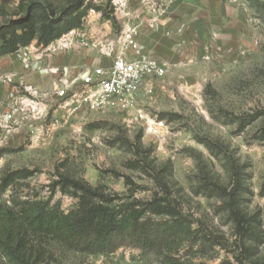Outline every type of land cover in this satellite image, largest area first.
<instances>
[{
    "label": "rangeland",
    "instance_id": "rangeland-1",
    "mask_svg": "<svg viewBox=\"0 0 264 264\" xmlns=\"http://www.w3.org/2000/svg\"><path fill=\"white\" fill-rule=\"evenodd\" d=\"M74 1L0 0V27L41 7L34 39L0 57V206L42 201L68 212L78 182L122 202L165 199L190 233L169 253L123 246L86 254L43 239L29 249L32 259L40 252L39 264H264V0L84 1L73 30L94 37L89 25H97L108 40L123 24L137 25L131 8L148 7L150 24L137 36L166 67L150 99L85 115L60 109L45 76L24 83L17 58L23 48L30 63L65 55L70 48L45 50L70 31L48 46L41 35ZM3 59L20 69L6 73ZM6 109L15 111L11 122L2 119ZM0 264L12 263L0 256Z\"/></svg>",
    "mask_w": 264,
    "mask_h": 264
},
{
    "label": "trees",
    "instance_id": "trees-1",
    "mask_svg": "<svg viewBox=\"0 0 264 264\" xmlns=\"http://www.w3.org/2000/svg\"><path fill=\"white\" fill-rule=\"evenodd\" d=\"M84 1L75 0L59 18H49L41 35L44 46L81 27L88 8ZM40 10L32 6L24 19L0 27V57L13 53L18 43L28 44L34 39L33 17ZM72 186L77 202L68 212L42 201L27 202L17 209L0 206V256L12 264H39L40 252L32 259L29 249L43 239L86 254L112 253L123 246L169 253L190 233V223L165 199L122 202L118 196L105 195L78 182Z\"/></svg>",
    "mask_w": 264,
    "mask_h": 264
},
{
    "label": "built area",
    "instance_id": "built-area-1",
    "mask_svg": "<svg viewBox=\"0 0 264 264\" xmlns=\"http://www.w3.org/2000/svg\"><path fill=\"white\" fill-rule=\"evenodd\" d=\"M122 8H125L123 1L119 2V9ZM132 13L135 14L134 11ZM137 28L138 25L123 24L120 33L106 42H99L93 36L86 37L84 30H72L47 47L45 51L52 53L72 49L77 44L80 48L97 50L108 61L105 66L82 69L73 77L60 71V76L51 82L49 92L60 109L69 114H104L109 110H130L142 99L151 98L153 84L165 76L166 67L151 58L139 43ZM17 58L26 71L34 70L33 63H30V48L19 50ZM37 64L35 70L44 75L59 73L57 69L39 68ZM29 90L31 87H25V91ZM33 104L32 108L37 109L38 104ZM14 112L6 109L2 115L4 122L13 121Z\"/></svg>",
    "mask_w": 264,
    "mask_h": 264
},
{
    "label": "crops",
    "instance_id": "crops-1",
    "mask_svg": "<svg viewBox=\"0 0 264 264\" xmlns=\"http://www.w3.org/2000/svg\"><path fill=\"white\" fill-rule=\"evenodd\" d=\"M134 4V3H132ZM139 4V3H138ZM132 11H134L136 14L139 15V21L135 22L134 24L138 25V28H146L149 26L150 21L146 18V15H148L150 12L148 11V7L140 5V6H134V8H131ZM138 18V17H137ZM91 27V33L94 35L95 39L99 42H106L108 39H105V35H107L109 32L106 30L105 33H102L101 29L97 27V25H89ZM86 30L88 29V26L85 27ZM103 28L107 29V26L103 25ZM137 40L140 44H142L145 49L147 50L146 42L142 35L137 36ZM65 55L58 56L55 55L54 58L50 57V59H42L39 62H33V69L31 71H26L23 76H20L24 81V83H28L30 81L29 79H32L35 77L36 74H40L44 77L45 80V88L50 91V85L51 82L54 79H57L60 76V71L66 72L68 76H76L82 69L85 68H92L97 66H105L108 61L101 57L97 50L92 48H80L77 44L74 48L69 49L65 52H63ZM62 54V53H61ZM149 54V52H148ZM36 64L38 67H48L57 69L59 71V74H57L55 77L52 74L44 75L40 70H35ZM11 67H14V69H17V71L20 69L19 66H17V63L11 65V63L7 60H2V69L3 71H7L6 73H10L7 69H11ZM16 67V68H15ZM15 72V74L20 72ZM30 72L34 73L30 75ZM21 75V74H20ZM50 77L49 79L46 77ZM34 79V78H33Z\"/></svg>",
    "mask_w": 264,
    "mask_h": 264
}]
</instances>
